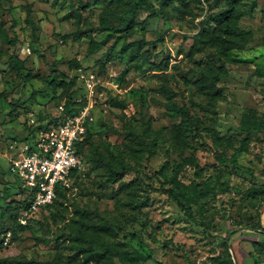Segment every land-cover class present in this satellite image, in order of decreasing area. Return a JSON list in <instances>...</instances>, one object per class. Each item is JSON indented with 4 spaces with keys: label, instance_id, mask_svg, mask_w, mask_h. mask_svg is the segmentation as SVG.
<instances>
[{
    "label": "rangeland",
    "instance_id": "1",
    "mask_svg": "<svg viewBox=\"0 0 264 264\" xmlns=\"http://www.w3.org/2000/svg\"><path fill=\"white\" fill-rule=\"evenodd\" d=\"M134 3L133 27L106 38L109 32L98 26L103 8L126 17ZM232 3L237 27L247 31L242 45L224 50L231 36L225 33L215 45L191 52V36L201 26L210 30L207 15L228 8V0H190L193 14H180L176 0H0V91H11L0 99V264H121L116 250L124 264H264V132L250 134L236 163L230 161L243 136L242 111L264 113V0ZM74 8V17L65 19ZM138 38L152 42L138 48ZM91 40L104 42L88 51ZM11 53L37 76H19ZM163 57L169 67L151 71L149 64ZM71 59L81 70L68 67ZM52 68L76 78L74 100L86 94L81 72L95 74L86 124L94 145L84 148L86 166L67 199L38 211L28 230L5 233L12 221L1 210L22 198L7 172L8 157L32 125L63 111L62 89L52 92L45 82ZM199 78L224 96L209 101ZM122 164L137 172L106 180ZM174 165L196 221L149 188H171ZM89 246L104 256L87 258L82 249Z\"/></svg>",
    "mask_w": 264,
    "mask_h": 264
},
{
    "label": "trees",
    "instance_id": "2",
    "mask_svg": "<svg viewBox=\"0 0 264 264\" xmlns=\"http://www.w3.org/2000/svg\"><path fill=\"white\" fill-rule=\"evenodd\" d=\"M177 4L174 7L180 14L188 13V14H193L192 9L189 7V1L190 0H176ZM231 4L228 8L222 9L220 11H211L207 15V20H210L212 22V28L206 29L204 26H201L199 30L191 36L192 43L190 45L189 51L191 52H196L198 50H202L206 46H213L215 45L218 41H220L223 38V35L225 33H230L231 36L228 37L227 41L223 42V49L224 50H229L231 48H235L238 46H241L243 43V40L245 38V35L247 34V31L241 30L237 27L236 21L234 19L235 12H234V5H233V0H228ZM137 3H134V8L131 14L128 16H123L120 15L117 12H113L109 7H104L103 10L101 11L99 18V27L104 30L109 32L106 35V38H109L112 33L114 32H123V34L128 33V31L133 27L134 25V16L135 13L138 9ZM76 8L72 9L71 11L67 12L64 14V18L68 19L71 17H74V14L77 12ZM31 11L29 7L26 8V14L27 16L30 15ZM153 13H148L147 16H152ZM113 17L118 19L119 23L118 24H113L109 21V18ZM67 35L63 34L62 37H66ZM238 36L241 37V39H238ZM198 41L202 42V47L198 45ZM104 42L102 41H96V40H91L88 45H87V50L88 51H93L97 48V46ZM152 41L149 40H144L143 38H138L135 40V45L138 48H142L143 46L149 45ZM130 43L126 42L122 45L121 51L124 53L127 48H129ZM161 52V51H159ZM2 54V51L0 50V55ZM158 53L155 54V56ZM9 58L15 63L13 64V69L19 76L23 77L24 80L29 81L30 79L36 77L37 75H34L31 73L30 70L23 71V65L21 60L18 59L17 55L14 53H11ZM69 68H80L81 65L78 61L75 59L69 60L68 64ZM169 67V58L168 57H163L161 58L158 62H151L149 64V68L151 71H164ZM123 74L126 73V70L122 72ZM47 85L51 88L52 92H55L57 88L62 89V94L65 98L64 106H63V111L60 115L57 117L51 118L50 120H47L45 122H40L37 123L38 126L42 125H50L53 122L63 118L66 114H73L78 111V109L82 108L87 104V100L84 97L80 98L79 100H74L72 97L74 93L76 92L75 90L77 89L74 86L76 85V78L72 77L70 79H67L65 76V73L61 70H58L56 68H52L50 75L46 78ZM81 82V81H80ZM197 86L203 92L206 97L208 98L209 101H215L220 98H222L224 95L222 94V91L220 88L216 89H210L208 88L205 83L199 78L197 79ZM83 86V85H82ZM11 94L10 90H1L0 91V99H6L9 95ZM177 111L179 113H185L184 110L178 106ZM36 126L32 125L30 128V131L27 134V138L29 134H32L35 130ZM239 132L243 135L240 141V145L236 148H234V151L232 153V156L230 158V161L232 163H236V155L238 152L242 151L243 149L246 148L248 140H249V135L250 134H256L258 132H264V113L256 110L255 108L252 107H246L242 113L241 117L239 120ZM87 145H94V142L92 140V134L88 129V126H86V131L82 135L81 139L76 143L77 150L83 154L84 148ZM100 156V151H97V155L95 157ZM221 157L220 160H224L223 155H220ZM195 166H198L197 164ZM179 169L178 165H174L173 167V173L171 175V188L164 187L163 185H160L158 187L155 186H149V188L152 191L161 193V194H166L168 197H170L176 205L179 207V209L182 211V213L190 220L196 221L195 217L193 216V212L190 206V199L187 197L183 192L179 190V181L177 180V171ZM126 171H134L135 173L137 170L132 167L129 164H122L120 165L117 169L111 168V172L108 174L106 177V180L112 182L116 181L121 176L126 172ZM7 172L9 170L7 169ZM11 176H13L11 174ZM78 175H76L77 177ZM14 177L13 183L15 185V192H17L19 195H22V198L11 200V203L13 204L10 207L4 206L1 210V214L3 216H6L8 219L12 221V226L6 230L5 233H10V234H15L17 231H24L29 229L28 223H22L20 220V213L21 211L28 205L30 199L29 197L23 192V189L20 187L18 179ZM75 177V178H76ZM71 189L68 188H63L61 186H57L56 188V196L54 199L46 204L45 206L41 207L38 211L45 207H50L51 205L55 206V202L58 200L62 199H67L69 197ZM185 200V201H184ZM37 211V212H38ZM35 212V214L37 213ZM33 215L30 219L34 220L36 215ZM264 232V229L262 230ZM4 233V235H5ZM153 240H156L155 237L151 234L150 235ZM3 240V239H1ZM2 241H0L1 244ZM82 252L86 254L87 258H95V259H101L104 256V251L100 250L96 246H89L87 248H83ZM115 256L116 258L121 262V264H124V258L123 255L118 252L117 250L115 251ZM3 261V260H0ZM24 264H49L48 262L44 261H37L35 259H27L23 261ZM235 264V263H234Z\"/></svg>",
    "mask_w": 264,
    "mask_h": 264
},
{
    "label": "built area",
    "instance_id": "3",
    "mask_svg": "<svg viewBox=\"0 0 264 264\" xmlns=\"http://www.w3.org/2000/svg\"><path fill=\"white\" fill-rule=\"evenodd\" d=\"M23 49L29 52V47ZM80 76L86 89L87 104L50 125L35 124L34 132L23 141L18 152L8 157L9 172L18 179L30 199L20 213L22 223H28L35 212L54 199L57 186L72 189L76 175L86 166L76 143L91 118L88 109L96 96L97 79L93 72H81Z\"/></svg>",
    "mask_w": 264,
    "mask_h": 264
}]
</instances>
